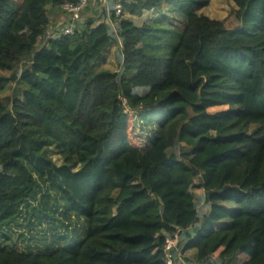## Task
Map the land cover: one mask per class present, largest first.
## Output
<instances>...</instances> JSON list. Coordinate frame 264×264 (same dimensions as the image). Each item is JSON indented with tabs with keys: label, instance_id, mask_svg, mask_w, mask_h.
Returning a JSON list of instances; mask_svg holds the SVG:
<instances>
[{
	"label": "trees",
	"instance_id": "1",
	"mask_svg": "<svg viewBox=\"0 0 264 264\" xmlns=\"http://www.w3.org/2000/svg\"><path fill=\"white\" fill-rule=\"evenodd\" d=\"M118 1L48 37L75 0H0V264H167L174 238L173 264H264V0H232L234 29L200 14L211 0H120L116 19ZM153 11L183 29L124 18ZM113 45L119 72L98 71ZM62 217L85 237L40 250Z\"/></svg>",
	"mask_w": 264,
	"mask_h": 264
},
{
	"label": "rangeland",
	"instance_id": "2",
	"mask_svg": "<svg viewBox=\"0 0 264 264\" xmlns=\"http://www.w3.org/2000/svg\"><path fill=\"white\" fill-rule=\"evenodd\" d=\"M16 2H20L21 0H14ZM109 0H90L89 5L87 9L85 10V13L83 14V20L81 19L80 23H86L90 19L98 20L101 18L102 13L105 8H107ZM117 4H121L120 0L118 1ZM236 10V6L233 3L232 0H211L210 4L207 8L203 9L200 14L203 16H206L212 20H217L224 22L226 27L229 29H234L237 24L234 19V12ZM165 15L168 16V19L165 20ZM124 18H130L134 23L141 25L143 23H149V24H159V21H164L165 24H168V27L171 26L174 29L180 31L183 29L184 22L181 17H179L177 14L173 15L171 13H168L165 11L164 13H159L157 11L153 12H147L144 13L141 17L135 18V17H130L128 15H124ZM158 20V21H157ZM118 46L119 45H113L104 55V57L101 59V61L98 62L97 69L98 71H109L112 73H118L120 70V63L118 60ZM41 49V45L39 44L37 46L36 51ZM17 90V86L14 83H9L6 93L2 96V99L5 100L6 98L12 97L14 92ZM18 98H21V94L18 95ZM225 108L221 109H214L211 110V113H215L218 111H222ZM140 118V117H139ZM135 124L137 127V136H140V129L141 127L144 128V131L146 134L149 136V138L153 141L155 138V135L157 133L156 128L154 126H150L149 124H146L145 122L142 121V119H135ZM136 142L140 146H146L147 142L144 137H138L136 139ZM48 156L53 160L55 165L57 167H60L63 165V160L62 158L57 154V152L54 149H50L48 151ZM197 194H202L201 190L196 191ZM58 207L62 208L64 207V204L62 201H59L57 203ZM30 211L25 212V216L29 214ZM23 215V217H24ZM59 217V215H56ZM34 221V226L39 232L40 237L44 238L45 235L43 234V230L45 231V226L41 225L39 226L35 220ZM60 221V222H58ZM57 227L61 226V230L59 231L61 235H59V239H55L54 241H51L48 243L46 246H40V250L42 251H51L53 249H57L59 247L71 245L73 243L78 242L80 239H83L86 234V225L83 219H75L70 218V219H63L60 218V220H57ZM19 225L24 226L23 219L18 222ZM27 235V234H26ZM52 233H50V237L52 238ZM11 241H9V245L15 244L19 250L26 251L27 249H31L32 251H35L34 245L35 242H33L34 247H29V244L32 242H27L24 237L22 232H11L9 234ZM0 244H7V242H4L3 240L0 239ZM241 261L243 260V257L240 259ZM182 264H189V263H194L195 262V253L193 251H190L186 253L185 255L182 256L181 260ZM239 263V262H238ZM240 264V263H239Z\"/></svg>",
	"mask_w": 264,
	"mask_h": 264
},
{
	"label": "built area",
	"instance_id": "3",
	"mask_svg": "<svg viewBox=\"0 0 264 264\" xmlns=\"http://www.w3.org/2000/svg\"><path fill=\"white\" fill-rule=\"evenodd\" d=\"M90 0H75L74 3H67L62 6V10L64 14L69 18V27L65 28L63 30V35L68 36V35H73L74 30H73V24L77 23L78 21L81 20V17L89 4ZM115 11V18L119 19L123 15V7L121 4H117L114 7ZM111 26L114 27L115 23L112 22L111 20L109 21ZM177 239H169L166 241L165 244V251H166V263L167 264H173V253L171 250L176 246Z\"/></svg>",
	"mask_w": 264,
	"mask_h": 264
},
{
	"label": "crops",
	"instance_id": "4",
	"mask_svg": "<svg viewBox=\"0 0 264 264\" xmlns=\"http://www.w3.org/2000/svg\"><path fill=\"white\" fill-rule=\"evenodd\" d=\"M86 10V9H85ZM52 13V24L48 30V37H51L53 35H55L57 33V31H61L62 28H67L69 27V18L62 12V11H59V10H52L51 11ZM85 13V11H84ZM83 13V14H84ZM81 19L83 20V15L81 17ZM79 28H82L84 26V23H78L77 24ZM61 28V29H60Z\"/></svg>",
	"mask_w": 264,
	"mask_h": 264
}]
</instances>
